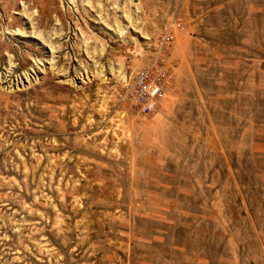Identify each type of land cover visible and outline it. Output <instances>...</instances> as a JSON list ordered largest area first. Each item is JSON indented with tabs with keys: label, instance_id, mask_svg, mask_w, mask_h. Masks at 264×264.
<instances>
[{
	"label": "rangeland",
	"instance_id": "1",
	"mask_svg": "<svg viewBox=\"0 0 264 264\" xmlns=\"http://www.w3.org/2000/svg\"><path fill=\"white\" fill-rule=\"evenodd\" d=\"M0 77V264H264V0H0Z\"/></svg>",
	"mask_w": 264,
	"mask_h": 264
},
{
	"label": "built area",
	"instance_id": "2",
	"mask_svg": "<svg viewBox=\"0 0 264 264\" xmlns=\"http://www.w3.org/2000/svg\"><path fill=\"white\" fill-rule=\"evenodd\" d=\"M171 40L172 32L169 25L157 39L159 50L153 62L126 74L120 82L111 85L117 105L140 116L151 115L161 107L170 89L169 71L162 64V56Z\"/></svg>",
	"mask_w": 264,
	"mask_h": 264
},
{
	"label": "bare ground",
	"instance_id": "3",
	"mask_svg": "<svg viewBox=\"0 0 264 264\" xmlns=\"http://www.w3.org/2000/svg\"><path fill=\"white\" fill-rule=\"evenodd\" d=\"M7 74H8V73H7ZM7 74H6V75H7ZM7 76H8V75H7ZM9 76H10V75H9ZM9 76H8V77H9ZM30 77H31V76H29L28 73L25 74V75L23 76V80L25 81V83H29V81H30V79H31ZM32 77H33V76H32ZM7 79H8V78H7ZM5 80H6L5 78L3 79V77H0V84L3 85L4 83H6ZM11 83H12V82H11ZM18 83L20 84L21 81L18 82ZM16 84H17V83H16ZM8 86H10V85H8ZM11 86H12V85H11Z\"/></svg>",
	"mask_w": 264,
	"mask_h": 264
},
{
	"label": "crops",
	"instance_id": "4",
	"mask_svg": "<svg viewBox=\"0 0 264 264\" xmlns=\"http://www.w3.org/2000/svg\"><path fill=\"white\" fill-rule=\"evenodd\" d=\"M137 65V64H136ZM138 68V67H137Z\"/></svg>",
	"mask_w": 264,
	"mask_h": 264
}]
</instances>
